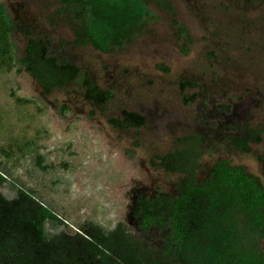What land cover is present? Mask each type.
Wrapping results in <instances>:
<instances>
[{"label":"rangeland","instance_id":"374dc122","mask_svg":"<svg viewBox=\"0 0 264 264\" xmlns=\"http://www.w3.org/2000/svg\"><path fill=\"white\" fill-rule=\"evenodd\" d=\"M168 1L191 40L152 1L130 41L101 52L74 47L71 28L51 23L54 0H0L14 25L15 57L0 65L1 190L11 198L24 187L51 206L66 225L47 222L49 234L75 231L86 220L107 230L123 222L159 244L162 230L138 227L141 198L176 193L180 174L159 166L155 155L196 147L191 138L198 135L199 180L218 159L263 175L264 0ZM27 28L111 90L106 105L84 97L80 78L45 92L21 62ZM2 55L0 47V63ZM125 108L146 115L145 125H113ZM248 135L250 148L242 149L236 141ZM186 138L191 143L180 141Z\"/></svg>","mask_w":264,"mask_h":264},{"label":"trees","instance_id":"16d2710c","mask_svg":"<svg viewBox=\"0 0 264 264\" xmlns=\"http://www.w3.org/2000/svg\"><path fill=\"white\" fill-rule=\"evenodd\" d=\"M169 10L178 35L191 36L168 0H54L52 24H67L74 47L92 46L114 52L128 43L150 14V2ZM14 25L0 2V65L15 59L11 33ZM26 45L21 62L41 88L49 93L81 79L84 97L106 105L113 96L76 62L63 59L49 37L21 29ZM186 46V45H185ZM186 84V83H185ZM193 85L194 82L188 81ZM110 122L119 128L140 127L146 115L123 109ZM196 147L174 148L155 155L159 166L178 172L176 193L141 198L138 227L144 232L163 231L159 244L148 243L123 222L110 230L86 220L75 231L47 232V222L66 221L31 190L19 187L14 197L1 190L7 180L0 170V264H264V155L263 175L248 171L228 159L215 161L208 175L196 174ZM250 135L236 144L249 149ZM191 143L189 138L180 140Z\"/></svg>","mask_w":264,"mask_h":264}]
</instances>
